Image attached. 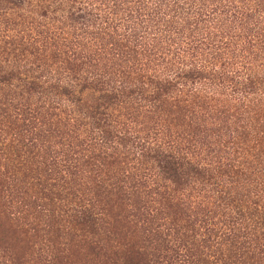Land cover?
Segmentation results:
<instances>
[{
    "label": "trees",
    "instance_id": "obj_1",
    "mask_svg": "<svg viewBox=\"0 0 264 264\" xmlns=\"http://www.w3.org/2000/svg\"><path fill=\"white\" fill-rule=\"evenodd\" d=\"M25 3L75 12L0 38V264H264L260 0ZM38 111L76 144L24 141Z\"/></svg>",
    "mask_w": 264,
    "mask_h": 264
},
{
    "label": "rangeland",
    "instance_id": "obj_2",
    "mask_svg": "<svg viewBox=\"0 0 264 264\" xmlns=\"http://www.w3.org/2000/svg\"><path fill=\"white\" fill-rule=\"evenodd\" d=\"M1 1V0H0ZM11 2H0V34L2 33V37H0L3 40H8L6 36H9L13 34L14 32H19L20 34H23L25 30H28L31 35L33 32H42L41 35H38L37 38L42 41L44 40L45 36L53 37L50 32L53 31L56 27L63 25L62 23H57L52 21L50 18L51 16H54L55 18H58V16L67 17L68 14H71L75 12L74 10H70L67 12L66 10L63 12H59L60 10L59 6H56L53 4L50 6L49 10H53V14H48L47 17L41 18L40 16L36 15L37 10L31 12H28L30 10L29 4L25 3V0H10ZM27 1V0H26ZM29 1V0H28ZM120 2L126 1V0H119ZM128 1V0H127ZM262 6L264 7V0H260ZM16 7V8H15ZM176 11V10H175ZM49 19V20H48ZM45 27H43L42 25ZM68 24V22H67ZM65 25V24H64ZM108 30H111L110 28ZM72 33V30H70ZM90 32L91 30L88 29ZM121 32L122 29H117L116 32ZM46 32L47 34L43 33ZM75 35L73 36L75 41L78 43H81L82 46V55L86 60H94L92 64L94 63H100L99 59L108 57L107 53L109 52L108 49H110V45L108 44V38L101 39V35L91 37L88 34H82L77 31H75ZM16 35V34H15ZM71 37V40L72 38ZM47 40V39H46ZM106 46V47H105ZM78 50H81V47L78 46ZM13 106H15L13 109ZM20 108V102L17 100H12L11 106L8 107L9 113H17L18 109ZM39 113L35 116V120H33V126L34 129L31 131H28V136L25 134L24 141L31 140L34 145H36V149L39 150V147L44 149L45 147H48L51 149V147L54 145L55 142L61 141L62 147L65 150L68 148L66 145H74L76 144L75 141H72V134L69 133L68 135H65L62 133V129L60 125L57 127L55 124V120L53 117H49L45 115L44 113ZM135 126L136 128L145 127L149 128L151 125L146 123L145 119L136 118L135 119ZM26 124V123H25ZM3 128V124L0 120V129ZM69 129V128H68ZM58 147H54L59 148ZM52 148L51 150H53ZM74 148V147H73ZM4 161H1L0 164H3ZM2 168V167H1ZM4 168L0 169L2 172ZM78 178L81 179L79 181V186L83 188L85 186V178L82 173H78ZM192 198H189L187 202H192ZM198 201V198H195L193 202ZM210 201V200H208ZM213 202V200H212ZM214 206L216 203H214ZM13 209H10L9 212H13ZM7 212V214L9 213ZM48 257L46 254L42 253L41 251L34 250L32 253L26 257V264H49Z\"/></svg>",
    "mask_w": 264,
    "mask_h": 264
}]
</instances>
